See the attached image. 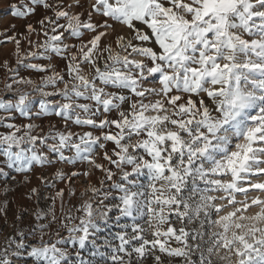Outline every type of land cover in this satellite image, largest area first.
Returning a JSON list of instances; mask_svg holds the SVG:
<instances>
[{
  "label": "snow or ice",
  "instance_id": "6c2138e0",
  "mask_svg": "<svg viewBox=\"0 0 264 264\" xmlns=\"http://www.w3.org/2000/svg\"><path fill=\"white\" fill-rule=\"evenodd\" d=\"M41 7L39 28L0 32L18 66L51 70L37 83L3 61L14 96H0V174L90 166L56 171L69 196L75 177H102L67 209L64 189L47 197L0 264H264V0H17L10 12ZM53 56L62 72L31 62ZM33 115L63 127L14 122Z\"/></svg>",
  "mask_w": 264,
  "mask_h": 264
},
{
  "label": "rangeland",
  "instance_id": "374dc122",
  "mask_svg": "<svg viewBox=\"0 0 264 264\" xmlns=\"http://www.w3.org/2000/svg\"><path fill=\"white\" fill-rule=\"evenodd\" d=\"M17 0H0V32H6L9 35H16L17 38H20V34L27 35L26 32V25L28 23H33L37 28H39L37 21L42 17L44 14V9L38 8L37 12L29 17L28 19H21L16 18L11 15L10 12V5L16 3ZM15 25V28L11 26ZM33 41L37 39L35 35L31 37ZM43 39V37H40ZM30 49L29 44L26 40L21 41V54L23 55L24 52ZM15 53V44L13 42H8L5 40L3 36H0V96L5 98H12L14 96V92L5 91V84L10 82L9 77L12 75L9 73L5 68L2 67L3 61L8 60L9 66L12 68H18L19 76L24 78H31L37 83L40 82V77L49 73L39 72L32 69H28L23 67V65L16 64V57ZM34 63H41V64H53L55 66L56 71H63L65 68V62L60 59L59 57L53 56L51 61L45 59H37L31 61ZM67 79V77H66ZM62 87L63 85H59ZM15 87H22L27 91H31L30 86H16ZM49 91L53 90L51 88L47 89ZM34 95H36L34 93ZM55 99H59L56 97ZM38 109V103L34 104L33 112ZM17 124H24V123H34L39 125V128L36 129V132H40L41 129L44 132H47L50 125H55L58 128H62L63 124L61 118L55 115L49 116H41L36 117L33 115L32 119L29 121L27 118L24 117H17L14 120ZM73 131H80L81 129L78 127L73 126ZM86 130V129H85ZM7 131L5 128L0 127V132ZM111 147V145H109ZM103 162V161H100ZM90 166L86 164H77L75 166L71 164H64V163H56L54 165H50L44 168L36 167L30 175V182L24 183L22 173H16L13 169H5L4 174H0V200L6 199L8 201V205L6 208V216L0 215V244H2L5 238L13 233L14 227H23L27 229L29 226H35L36 221L34 219V213L37 209H44L46 210L48 205L50 204V200L47 197L52 196L55 192L59 189H64L65 191V208L67 209L71 205L77 204L80 198V193L84 191V189L88 186V183L98 184V178L102 177V173L99 171H93V175L91 177H85L83 175L75 177L71 183V187L76 189L75 196H69L68 190L70 185L67 181H60L55 179V173L58 169L63 170L67 173H71L72 171H87ZM45 177L49 184L45 185L41 183L40 177ZM15 177V179H13ZM8 187L9 191L5 194L4 188ZM36 187L39 189L38 193L30 199L29 196L31 195V188ZM255 195L256 193H252ZM238 199H243L242 196L237 197ZM219 202V201H218ZM224 203V202H219ZM57 215H60V205L59 200L57 201ZM225 212L231 211V208H226ZM251 211H256V209H252ZM223 214V213H221ZM20 217L17 220V217ZM47 223L48 221H43ZM58 225L52 224V229L54 230ZM146 264H152L151 259L149 258L146 261ZM216 264V262H214Z\"/></svg>",
  "mask_w": 264,
  "mask_h": 264
}]
</instances>
